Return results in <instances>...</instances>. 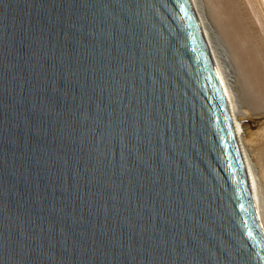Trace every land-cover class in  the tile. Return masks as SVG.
I'll return each mask as SVG.
<instances>
[{"label":"water","instance_id":"1","mask_svg":"<svg viewBox=\"0 0 264 264\" xmlns=\"http://www.w3.org/2000/svg\"><path fill=\"white\" fill-rule=\"evenodd\" d=\"M191 0H0V264H264Z\"/></svg>","mask_w":264,"mask_h":264},{"label":"bare ground","instance_id":"2","mask_svg":"<svg viewBox=\"0 0 264 264\" xmlns=\"http://www.w3.org/2000/svg\"><path fill=\"white\" fill-rule=\"evenodd\" d=\"M258 1L264 13V0ZM253 2L255 1L253 0ZM191 3L205 41L217 66L215 71L231 112L256 207L257 218L264 232V150L260 146L262 145L263 147V144H260L259 138L260 135L262 138L261 132L264 131V127L262 126L263 129L258 128L259 130L257 129L256 131L248 130L250 132H247L245 128L243 122L247 120L245 116L248 112L241 111L244 106L239 104L241 101L238 100L235 82L226 63L227 54L221 46V37L217 30H220L231 41L249 88L255 94L256 99L261 98L262 100H264V48L259 49L258 36L253 33L256 30L255 25L250 20H247L238 0H191ZM206 3L208 8L214 13L213 19L216 22V26L208 17L205 9ZM254 4L251 6L253 11ZM261 9L258 8V10ZM261 23L263 24V20ZM262 26L264 28V25ZM261 54L262 58L259 56ZM240 106L243 107L240 108Z\"/></svg>","mask_w":264,"mask_h":264},{"label":"rangeland","instance_id":"3","mask_svg":"<svg viewBox=\"0 0 264 264\" xmlns=\"http://www.w3.org/2000/svg\"><path fill=\"white\" fill-rule=\"evenodd\" d=\"M238 1L240 3L241 10L243 11V13H245V15L247 17V20H250V22L255 25L256 30L253 33L256 34V36H258V39L260 42L259 43V49H263L264 48V30H263L264 28L262 25H264V13L262 12L259 1L254 0L255 2H253V0H251L252 3L250 0H248L249 2L247 0H238ZM256 1H258V2H256ZM249 3H250V5H249ZM256 3H258V4H256ZM253 4H254V7H253L254 11L251 7ZM206 5H207V3L205 4V9H206V12L208 14V17L213 22V24H215V26H216V22L213 19L214 13H212V10L210 8H208V5L207 6ZM255 6H257L261 10H258V8ZM256 11L257 12L259 11V13L261 12L262 14L261 13L257 14ZM255 12H256V14H255ZM262 20H263V24L261 23ZM217 33L221 37L220 38L221 46L223 47V50H225V53L227 54L226 63L229 67V70H230V72L233 76L234 82H235L234 85H235L236 94H237L238 100L241 101V102H239V104L240 105L242 104L244 106V107L240 106V108L243 107V108H241V111L245 112V113H247V112L249 113V114L247 113L245 116V117H247V120H245L243 122L245 125V128L247 129V132H250L252 130L256 131L258 128L263 129V127H264V100H262L261 98H260L261 100L259 98L256 99L255 94L249 88V85L247 84L245 77L243 75V72L240 68L239 58L236 56V53L233 50V47L231 45V41L227 37H225V35L222 34V32L220 30H217ZM259 56H260V58H262V54ZM249 116H250V118H249ZM246 121H248V122H246ZM248 130H250V131H248ZM263 132H261L262 138H261V135L259 136L260 144H263V147H262V145H260L262 150H264L263 149L264 148Z\"/></svg>","mask_w":264,"mask_h":264}]
</instances>
